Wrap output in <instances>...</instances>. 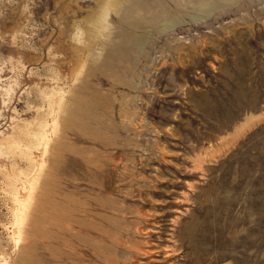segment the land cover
I'll return each instance as SVG.
<instances>
[{"label": "rangeland", "instance_id": "rangeland-1", "mask_svg": "<svg viewBox=\"0 0 264 264\" xmlns=\"http://www.w3.org/2000/svg\"><path fill=\"white\" fill-rule=\"evenodd\" d=\"M100 1L0 0V264H264V0Z\"/></svg>", "mask_w": 264, "mask_h": 264}, {"label": "bare ground", "instance_id": "bare-ground-1", "mask_svg": "<svg viewBox=\"0 0 264 264\" xmlns=\"http://www.w3.org/2000/svg\"><path fill=\"white\" fill-rule=\"evenodd\" d=\"M211 11V9H209V11H207V12H210ZM107 12H108V8H107V0H101L100 1V3H99V9H98V11L91 17V18H88L89 20H88V22H89V26L90 27H88L87 28V34H88V36H90V39L93 41L94 40V38L97 36V35H99L100 33H101V31L105 28V23L107 22ZM195 21H197V20H195ZM173 24V26H174V24H176V23H172ZM172 26V25H171ZM170 29V28H169ZM61 102V101H60ZM56 123V122H55ZM56 125V124H55ZM57 126V125H56ZM45 128H46V126H45ZM44 128V129H45ZM43 129V132L41 133L42 135H41V141L44 143V146L45 145H48L49 144V139H48V136L46 135L47 134V131L48 130H44ZM31 134V133H30ZM40 139V138H39ZM43 145V144H42ZM20 146V145H19ZM20 148H22V147H20ZM47 148V147H46ZM44 164H45V162H44ZM30 182V181H29ZM34 184H36V179L34 178V179H32L31 180V183H30V185L31 186H33ZM16 194H17V192H16ZM30 196H31V194H30ZM20 199V198H19ZM18 199V203H21V201ZM17 203V204H18ZM28 207V206H27ZM29 208V207H28ZM28 208L26 209V207L25 208H22V204H21V206H20V204H19V208H18V211H19V215L17 216V218L18 219H24L25 220V218H27V214H28V212H27V210H28ZM21 229V228H20ZM189 233V232H188ZM185 236V235H184ZM187 236V235H186ZM183 237V236H182ZM191 238V237H190ZM184 239H187V237L185 238L184 237ZM184 241V240H183ZM190 242L192 241L191 239L189 240ZM194 244V243H193ZM189 245H191V247L194 249V245H192L191 243L189 244ZM197 246H199V245H197ZM196 248V247H195ZM199 248H197V250H198ZM201 249V248H200ZM196 250V249H195ZM191 251V250H190ZM194 251V250H193ZM198 252V251H197ZM200 252H202V250L200 251ZM200 252H199V254H200ZM193 253H196V251L195 252H192V256H193ZM190 254V253H189ZM203 254H205V253H203ZM196 255H197V253H196ZM189 256V255H188ZM199 256V255H198ZM203 256V255H202ZM191 257V256H190ZM190 257H187V258H189V261L188 262H190V264H193V260H195V259H193V257H192V259L190 258ZM194 257H195V255H194ZM217 259V258H216Z\"/></svg>", "mask_w": 264, "mask_h": 264}]
</instances>
